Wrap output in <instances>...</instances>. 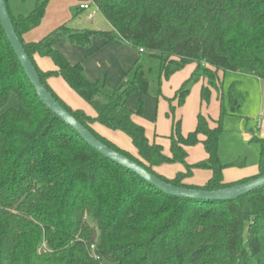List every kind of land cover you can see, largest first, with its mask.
<instances>
[{
  "label": "trees",
  "instance_id": "obj_1",
  "mask_svg": "<svg viewBox=\"0 0 264 264\" xmlns=\"http://www.w3.org/2000/svg\"><path fill=\"white\" fill-rule=\"evenodd\" d=\"M49 0H36L28 14L7 10L14 30L34 65L42 85L77 121L109 148L143 166L160 180L187 189L216 190L264 174V141L257 174L223 183L218 158L221 116L198 113L186 135L180 120L172 124L167 156L151 142L142 115L126 106L128 97L147 93L140 65L134 76L110 94L105 77L90 80L81 63H70L55 47L56 38L89 47L94 37L127 43L158 62L161 77L194 62L191 77L177 91L182 105L189 81L200 78L208 100L219 88L220 71H238L264 80V0H94L110 31L57 26L35 42L23 34L42 21ZM82 10L77 7L75 14ZM141 52V53H142ZM49 58L55 70L42 71L33 56ZM60 77L86 101L95 115L71 109L47 84ZM15 97L16 106L10 105ZM232 110L238 107L232 99ZM95 123L130 137L136 154L120 149L94 129ZM201 143L202 162L186 163L187 149ZM181 164L168 178L156 171ZM208 169L202 185L187 183L192 168ZM0 264H264V185L235 200L216 201L172 197L135 173L99 154L37 97L0 24Z\"/></svg>",
  "mask_w": 264,
  "mask_h": 264
},
{
  "label": "rangeland",
  "instance_id": "obj_2",
  "mask_svg": "<svg viewBox=\"0 0 264 264\" xmlns=\"http://www.w3.org/2000/svg\"><path fill=\"white\" fill-rule=\"evenodd\" d=\"M36 0H8L10 12L14 15L28 14L35 6ZM92 2L97 5L96 1ZM91 0H49L45 8V13L41 23L26 36L35 42L43 38L46 34L58 26L59 20L66 23L71 29H90L99 31H110L112 28L97 9L92 20L87 19L88 11H81L75 14V10L81 3H88L93 8ZM98 7V6H97ZM139 59L136 65H140L148 81L147 93L137 92L131 94L126 100V106L131 110H136L138 100H142V115L133 114L135 123L143 126L145 135L151 142L162 146L165 155L170 156V139L172 124L180 120V132L186 135L196 126V116L198 113L207 118L217 119L221 116L222 131L218 139V158L225 167L226 179H235L237 176L247 175L257 170L260 160L261 143L264 141V80L255 76L235 72L220 71L218 73L219 88L210 89L208 100H201L200 90L206 86L205 79L189 81L188 93L182 105L178 104L177 91L181 89L195 68V63L186 64L180 70L171 74L167 79L161 77L158 89V62L147 52L138 53ZM35 63L45 68L54 67L52 61L47 57H35ZM134 70L126 74V80H132ZM61 82L59 87L60 96L70 102V108H79L87 115L94 116L93 108L84 101L78 94L69 88L59 77ZM125 82L106 81L104 93L110 94ZM117 84V85H116ZM232 99H236L238 107L232 110ZM10 105L16 106L15 97H11ZM93 129L101 136L113 142L117 147L136 154V150L129 136L121 131H114L107 127L95 123ZM206 159V153L201 143H197L187 150L186 163L194 165ZM161 168L164 176L171 178L177 172L182 171L181 164L167 165ZM246 173V174H245ZM211 173L208 169L192 168L191 182L195 185L204 184ZM245 179V178H244ZM244 179L223 182L234 184Z\"/></svg>",
  "mask_w": 264,
  "mask_h": 264
},
{
  "label": "water",
  "instance_id": "obj_3",
  "mask_svg": "<svg viewBox=\"0 0 264 264\" xmlns=\"http://www.w3.org/2000/svg\"><path fill=\"white\" fill-rule=\"evenodd\" d=\"M0 24L21 68L33 86L35 93L42 104L47 107L54 115L60 118L67 126L71 127L89 146L95 149L99 154L111 160L115 164L123 167L124 169H127L140 176L159 191L172 197L184 199L229 201L246 195L252 190L264 185V174L242 183L210 191L177 187L160 180L137 162L109 148L97 138H95L87 128L77 121L48 92V90L42 85L34 65L32 64L18 39L10 19L5 0H0Z\"/></svg>",
  "mask_w": 264,
  "mask_h": 264
},
{
  "label": "crops",
  "instance_id": "obj_4",
  "mask_svg": "<svg viewBox=\"0 0 264 264\" xmlns=\"http://www.w3.org/2000/svg\"><path fill=\"white\" fill-rule=\"evenodd\" d=\"M62 21L63 22L59 20L58 26L65 23L64 20ZM34 29L23 34L22 37L25 42H33L30 40V38H27L26 36H28L27 34L33 31ZM55 47L67 58V60L70 63L72 64L81 63L83 66L85 75L90 80H97L102 77H106L107 82L108 80H112L113 82H117V83H120L121 81L125 82L126 74L133 69V67L135 66V64L137 63L139 59L138 53H141L137 51L136 49H134L133 47H131L127 43L116 44L112 42H106L105 40L97 38V37H94L92 39L89 47L71 45L67 41H65L63 38L57 37L56 42H55ZM36 56L38 55L35 54L33 56L34 61H35ZM37 66L42 71L56 69L55 66L54 67L47 66V68H45L44 66H39L38 64ZM57 78L58 76H53V77L48 78L47 84L54 91V93H56L69 106L70 102L65 101L60 96L59 87H61L62 85L59 79ZM74 109H77V108H74ZM163 166L166 167L167 165H163ZM160 168L161 167H157L156 171L159 174L164 175L163 173H161ZM257 172L258 170H254L253 172L247 175L241 174L237 176V178L235 179H226L225 177L226 171L224 169L223 170V182L227 183V182L236 181V180H240L244 178L246 179V178L252 177L253 175H256ZM190 178H188L186 182L193 184Z\"/></svg>",
  "mask_w": 264,
  "mask_h": 264
},
{
  "label": "built area",
  "instance_id": "obj_5",
  "mask_svg": "<svg viewBox=\"0 0 264 264\" xmlns=\"http://www.w3.org/2000/svg\"><path fill=\"white\" fill-rule=\"evenodd\" d=\"M91 2H92V0H91ZM92 4H93V8L91 9V5L90 4H88V3H81L80 5H79V8L82 10V11H88V10H90V11H88V13H87V19L88 20H92L93 19V16H94V14L96 13V11H97V9H98V5H95L93 2H92ZM139 52H142V49H139Z\"/></svg>",
  "mask_w": 264,
  "mask_h": 264
}]
</instances>
